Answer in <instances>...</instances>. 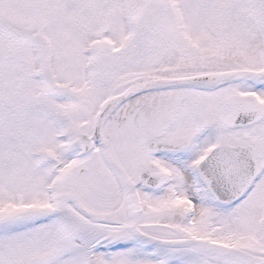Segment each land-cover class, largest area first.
Returning <instances> with one entry per match:
<instances>
[{"label":"snow or ice","instance_id":"6c2138e0","mask_svg":"<svg viewBox=\"0 0 264 264\" xmlns=\"http://www.w3.org/2000/svg\"><path fill=\"white\" fill-rule=\"evenodd\" d=\"M0 264H264V0H0Z\"/></svg>","mask_w":264,"mask_h":264}]
</instances>
